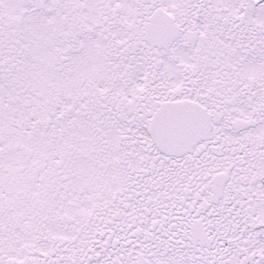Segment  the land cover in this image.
I'll return each mask as SVG.
<instances>
[{
    "label": "snow or ice",
    "instance_id": "snow-or-ice-1",
    "mask_svg": "<svg viewBox=\"0 0 264 264\" xmlns=\"http://www.w3.org/2000/svg\"><path fill=\"white\" fill-rule=\"evenodd\" d=\"M0 264H264V0H0Z\"/></svg>",
    "mask_w": 264,
    "mask_h": 264
}]
</instances>
